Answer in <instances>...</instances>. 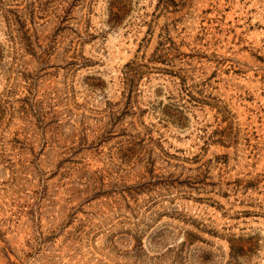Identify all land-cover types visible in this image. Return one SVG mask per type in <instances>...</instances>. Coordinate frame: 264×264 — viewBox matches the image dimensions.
<instances>
[{
    "label": "rangeland",
    "instance_id": "rangeland-1",
    "mask_svg": "<svg viewBox=\"0 0 264 264\" xmlns=\"http://www.w3.org/2000/svg\"><path fill=\"white\" fill-rule=\"evenodd\" d=\"M0 264H264V0H0Z\"/></svg>",
    "mask_w": 264,
    "mask_h": 264
}]
</instances>
